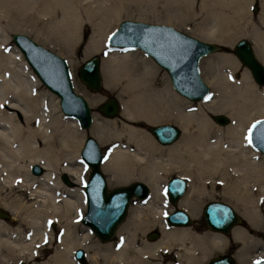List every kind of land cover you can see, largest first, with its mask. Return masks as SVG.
<instances>
[{"label":"bare ground","instance_id":"1","mask_svg":"<svg viewBox=\"0 0 264 264\" xmlns=\"http://www.w3.org/2000/svg\"><path fill=\"white\" fill-rule=\"evenodd\" d=\"M73 1L96 4L95 8L88 7L92 11L88 21L94 33L86 54L108 46L106 28L110 17L119 10L115 0H110L111 5L106 7L101 0H14L10 4L16 2L24 9L48 15L52 21L49 30L36 27V33L55 42L73 58L71 42L78 37L84 23L72 11ZM165 1L181 8L195 2ZM200 1L202 5L209 3V14L215 22L206 32L207 37L218 39L227 35L230 40L233 34L253 31L254 28L250 30V25H246L251 21L249 6L253 0ZM261 2L264 27V0ZM107 9L111 10L109 15L105 13ZM7 24L13 27V22ZM260 32H254L255 50L264 62V36ZM0 38V204L13 215L11 222L0 218V264L10 258L38 262L34 264H80L74 255L77 247L87 251L89 264L99 260L107 264H162L166 254L176 260L169 264H204L211 254L224 250L230 240L241 242L242 249L245 247L250 234L240 224L232 226L228 235L211 228L213 231L187 225L168 227L163 205L168 204L167 193L165 182H161L169 172L187 179L188 187L177 204L191 218H198L205 198L219 194L239 208L252 227L262 222L258 200L264 195V157L249 143L247 124L255 117L264 116V89L253 83L247 69L242 80H237L240 62L236 58L228 54L219 56L220 70L211 78L213 90L198 100L183 96L170 82L161 87L155 67L150 61L139 64L135 53L126 51L131 48L112 47L103 57V64L101 58V73L103 69L107 86L110 81L120 86L122 105L121 118L105 115L112 119H101L92 115V135L99 144L112 145L103 157L101 168L107 173L109 184H125L137 178L151 190L140 205H131L129 217L120 229L127 233L128 242L112 250L110 244L105 246L94 239L89 225L80 221L86 207L83 189L69 188L57 176V172H65L84 185L85 162L79 157L82 142L77 133L78 122L62 113L53 92L47 94L54 107L49 111L39 77L20 51L15 55L10 53L8 32L0 31ZM170 43L171 48L164 47L166 56L178 51L179 42L174 39ZM224 67L230 69L227 75L221 71ZM99 99L96 95L90 102L94 104ZM218 112L228 115L232 122L227 126L215 123L211 115ZM165 122L176 124L182 132L177 140L166 144L154 137L163 147L144 124ZM73 163L77 165L72 166ZM32 164H39L44 172L32 175L29 171ZM253 186L258 188L259 198L251 194ZM52 221L57 222L59 229L50 226ZM156 222L161 238L143 241L130 251V245L137 241V232ZM79 223L85 227L82 232ZM49 251L51 255L45 260L44 255ZM234 257L239 262L248 259L239 251ZM42 260L45 261L39 262Z\"/></svg>","mask_w":264,"mask_h":264},{"label":"water","instance_id":"2","mask_svg":"<svg viewBox=\"0 0 264 264\" xmlns=\"http://www.w3.org/2000/svg\"><path fill=\"white\" fill-rule=\"evenodd\" d=\"M11 36L40 81L57 95L63 113L75 118L82 128H89L92 123L91 109L87 99L74 90L66 59L23 32H14ZM173 38L179 42L177 54L171 53L166 56L164 47L171 48L170 42L174 40ZM108 43L114 47H136L150 55L168 73L173 87L183 96L193 100L205 97L210 91V87L200 74V58L226 48L222 43L199 39L172 25L130 18L119 22L108 37ZM233 52L248 68L254 81L264 85V62L258 56L252 41L246 37L237 39L233 45ZM78 76L90 90H99L102 87L100 55L93 54L85 59L79 65ZM98 109L106 116H114L119 109L118 100L110 96L99 104ZM213 118L220 124L229 122V117L223 113L213 114ZM257 121L264 122V117L253 121L250 129ZM149 130L163 144L174 142L181 134L180 127L171 122L150 125ZM262 132H264V123L252 129L251 143L264 156ZM80 157L90 168L84 186L87 209L81 221L89 225L99 239L108 241L114 236L118 225L126 218L131 199L146 198L150 193V186L142 180H136L128 184L108 187L101 168L103 153L97 139L91 134L86 135L83 140ZM42 168L39 164H33L32 171L40 173ZM62 179L70 185L74 183L65 172L62 174ZM186 185V179L180 175L168 179L165 190L173 205L184 194ZM202 213L209 228L225 233L229 232L232 226L242 222L238 211L230 203L222 200L207 201ZM0 216L9 215L0 209ZM165 219L168 224L175 226L187 225L192 221L189 213L180 207L168 212ZM156 236H158L157 232L149 234L151 238ZM261 238L264 241V225ZM75 256L80 261H85L82 248L75 250ZM257 262L264 264V257L243 264H257ZM17 264L29 263L22 260ZM207 264H236V261L232 255L219 254L212 257Z\"/></svg>","mask_w":264,"mask_h":264},{"label":"rangeland","instance_id":"3","mask_svg":"<svg viewBox=\"0 0 264 264\" xmlns=\"http://www.w3.org/2000/svg\"><path fill=\"white\" fill-rule=\"evenodd\" d=\"M9 1L11 3L14 0H9ZM101 1L105 5V7L111 5L110 0H101ZM261 1L262 0H253L252 1V4L249 6V11H250V14L252 16L251 17V21L252 22L250 21L251 23L248 22V24H246V25H250V30H252L253 28L255 29L257 27H259V30H255L254 31V29H253V31H250L249 33H236V34H233V35H231L230 40L227 39V37H228L227 35L219 36L218 39H211V38L206 36V32L208 31V29L211 28L212 25H214L215 22L213 21V18H211V15L209 14V10H210L209 9L210 8L209 3H206V4L202 5L200 0H195V2L193 3L194 4L193 6H190L189 4L186 3V4H184V6L182 8L178 7L177 5H174L172 3L166 2L165 0H115L114 3L118 6L117 8H119V10L117 11V13L114 14V16L112 15L110 17L109 25L106 28V32H107V36H110L111 32L118 26L120 21H122L123 19L130 18V19H138V20L147 21V22H156V23L169 24V25H172L173 27L179 29L180 31H183L185 33H188V34H191V35H193L195 37H198L199 39L206 40V41H214V42H218V43H222V44L226 45L227 46L226 49L215 51V52H212V53H210L208 55H205V56L201 57V59L199 61L200 73H201L203 79L209 85L210 90L212 92L213 85L211 84V78H212L213 73H215V72L220 70V57H219L220 55L228 54V55L236 58L240 62V69H239V71L236 74L237 80H239V81L242 80L243 72L245 71V69L248 70V68L245 65H243L241 63V61L234 54V52H233V44H234V42L237 39H239L241 37H247V38H250L253 41L254 46H255V39H256L255 37H256V35L254 34V32L258 33V32L261 31L260 32L261 35L264 36V27H263V25L261 23V18H260V14L262 12V2ZM10 3L8 4L6 0H0V31H1V33L8 32L9 51H10V53H13L15 55V54H17L20 51L19 48L14 43V41L12 39V36H11L14 32H23V33L27 34L28 36H30L31 38H33L36 42L42 44L43 46L49 48L52 51L58 53L59 55H61L63 58L66 59V61L68 63V67H69V72H70L73 88L75 89V91L77 93L83 95L87 99L88 104H89L90 109H91V112H92V115L96 116L97 118L99 117L101 119H106V118L107 119H112V118L106 117L104 114H102L99 111L98 106H99V104L102 101H104L106 98H108L110 96L116 97V99L118 100V102L121 105V100L119 98V94L121 92L120 86L116 85L117 83L114 84L113 81H110L111 83L109 84V86H107V84H106L107 79H106L105 75L103 74V69H102V87L99 90H96V91L90 90L81 81V79L78 76L79 65L86 58L90 57L93 54H100L102 56V64H103V57L107 54L108 49L112 48L108 43H106V44H108V46L103 45V49L102 50L93 51V52L90 53V55L86 54L87 44L89 42L90 37L94 33L93 32L94 31V27L88 21L89 16L91 15V12H92V11L89 12L88 7L95 8L96 4L93 3L92 1L91 2H88V1H73L74 4H73L72 11L77 12L81 16V18L83 19L84 23H82V25H81V27L79 29L78 37L75 38L74 40H72V42H71V45L73 46V52H72L73 58H72L66 51L62 50L55 42H50V40H46V39H44V37L42 35H39V34L36 33V30H35L36 27H39V28H41L44 31L45 30H47V31L49 30L50 26L52 25L51 24L52 21H50V18H49L48 15H44L43 16V15L39 14L38 12H36L34 10H29L27 8L24 9L21 6L17 5L16 2L13 5L10 4ZM105 13L107 15H109L111 13V10L107 9ZM61 16H62V14L59 13L58 17H61ZM8 21L13 22V27L12 28L8 27V24H7ZM107 39H108V37H107ZM107 42H108V40H107ZM263 44H264V42H263ZM120 50H122V48H120ZM126 51H131V52L135 53L134 57H135L136 61L139 64L143 65L145 62L150 61V63L155 67V70H156L157 76H158V81H159V84H160L161 87H164L169 82L171 84V81H170V78H169L167 72L164 69H162L160 66H158L155 63V61L151 57L146 55L141 49H139V48H131V49H126ZM21 55H22V53H21ZM26 63H27V61H26ZM30 69H31V67H30ZM229 70H230L229 68L224 67L221 71H222L223 74L227 75ZM248 72H249V70H248ZM33 73H34V71H33ZM249 75H250L253 83L255 85H257L259 87V89H264V85H260V84H258L257 82L254 81V79L251 76L250 72H249ZM37 78H38V76H37ZM40 88L44 90V93H45L44 97H45V100H46V104L48 105L49 111H52V109L54 108L53 105H52V100L47 97V94H49V92H51V91L42 82L40 84ZM211 92H210V94H211ZM54 95L56 96V94H54ZM96 95H98L100 99H99V101L97 103L93 104V103L90 102V99L92 97H95ZM209 95L207 97H209ZM205 99H203V100H205ZM203 100H201V101H203ZM190 101H192V100H190ZM193 102H199V101H193ZM58 105H59V102H58ZM193 106H197V105L194 104ZM59 109L61 110L60 106H59ZM121 110H122V105H121L120 112L118 110L119 113L117 112L116 115H114V116H116L114 118H117V117L121 118L120 117L121 116L120 115L121 114ZM218 113H221V112H218ZM211 117L214 120L213 115H211ZM262 117H264V116L262 115ZM258 118H261V116L255 117V119H258ZM255 119H253L252 121H254ZM229 120H230L229 122L231 123L232 120H231L230 117H229ZM215 123H217V124H219L221 126H227V125L230 124V123L229 124L226 123L227 125L220 124L217 121H215ZM250 124H251V122L249 124H247V128L248 129L250 127ZM149 126H150L149 124H144V128L150 133V135L156 141V143L158 145H160V146L165 147V145H161L154 138V136L152 135V133L149 130ZM191 131H192V129H191ZM77 133H78L82 143H83V140H84L86 135H88V134L92 135L90 127L89 128H82V127L79 126ZM183 136H184V132H183ZM82 143H81V147H82ZM99 145L101 147V150H102L104 156L106 157V152L111 150L112 145H110L108 147H105V146H103L101 144H99ZM167 146H170V145H167ZM258 152L261 153L260 151H258ZM78 153H79V151H78ZM256 158L259 159L260 157L257 156ZM71 165L75 166L77 164L73 163ZM32 166H33V164L29 166V171L31 172L32 175H41L42 174L41 172L44 170V168H42V171L40 172L41 174H39V173H34L32 171ZM89 170H90L89 167L85 164L84 167H83V171H84L83 175H84V180L85 181H86V179L88 177ZM263 171H264V168H263ZM103 172H104V170H103ZM62 174H63V172H61V171L57 172V176H58L59 180L64 185H66L69 188L70 187L74 188L76 190L83 189V192H84V186L82 184L80 185V184L74 182L73 185H69L68 183H66L62 179ZM104 174H105V176H106V178L108 180L107 173L104 172ZM173 175H179V174L178 173H172V172H169L168 174L166 173L165 174V179L162 180L161 182H166L167 179L170 176H173ZM67 176L72 181L74 180L69 174H67ZM136 179L137 178L131 179V180L125 182V184L133 182ZM121 184L124 185V183H121ZM121 184H119V183H117V184H109L108 183V187H114V186L121 185ZM251 194L254 197H256V198L260 197L259 196V192H258V188L255 187V186L252 187ZM210 200H222V201H226V202L230 203L227 199H224L223 197L219 196V194H216V196L211 197V198L210 197L205 198L201 202V207H199V212L200 213L198 212L199 213L198 214V218H193L192 217L191 223L187 224V226H193V227H197V228L201 227V228H205V229H207L209 231H213L206 225L205 220L203 218V213H202L204 204L207 201H210ZM141 201H143V200L137 199V198H134L131 201L130 207H129L127 215H126V218L122 221V223H120L118 225L114 236L110 240L103 241V240L99 239L94 233L93 234L95 235V237L93 236V238L94 239L96 238V240L99 243H101L102 245L105 244V246H106L107 243L110 244V246L112 247V250H116V249L118 250V249L124 247L126 242H128L127 233L121 232L120 229L122 228V226L124 225V223L127 221L128 217H129L131 205H134V204L135 205H140ZM230 204L233 205V203H230ZM163 205L165 206L164 207V219H165V213L170 210L171 204H170V202H168V204L163 203ZM258 206H259V210H260V212H261V214L263 216V220H262L261 223L256 225L257 227L256 226L252 227L248 223V221L245 219V217L243 216L241 210L234 206L235 209L239 212V214L242 215L241 217H243L242 223H239L240 224L239 226H242L243 228H245L250 234V238L246 242L245 247L242 249L241 242L230 240L229 243H228V246L224 250H219V251H216L213 254H211L208 257V259L204 262V264H207L210 261V259L212 257H214L215 255L229 254V255H232L234 257V253H236L238 251L244 253L248 259H246V260H244L242 262H239L234 257L236 262H237V264H242V263H246V262H249V261H252V260H255V259H261L262 258V256H263L262 253L264 251V242H263V240L261 238L262 228H263V224H264V195H263V197L260 200H258ZM177 207H180L179 203L177 204ZM172 208H173V206H172ZM0 209L6 211V213H8V215H9L7 217L0 216V218L5 220V221H8V222L10 221L11 222L10 218H12V216H13L11 214V212L9 210H7L6 208H4L1 204H0ZM85 212H86V207H85L84 213ZM84 213H83V215H84ZM80 221H81V219H80ZM165 223H166V225L168 227H170V225L166 221H165ZM157 224L158 223L156 222L155 224H153V226H149L145 230L137 232V241L135 242V244L130 245L131 246V250L130 251H132V249L134 250L135 246L139 247L142 244L143 241H150L151 242V241L159 240L161 238L162 234H161L160 228H159V226ZM50 226H56L57 229H59L58 228V224H57L56 221H52L50 223ZM171 227H173V226H171ZM78 228H79L80 232L85 230L84 225L80 224V223L78 224ZM151 232H157L158 236L154 237L155 239L149 237V234ZM220 233L225 234V235L229 234L228 232L227 233L220 232ZM77 248H79V247H77ZM75 250H74V255H75ZM50 255H51L50 251L46 252L45 255H44V257L46 258L45 260H47L50 257ZM85 255H87V251H85ZM22 260L23 261H27L29 264L38 263V262L32 261V260L28 261V260H25V259L10 258L7 261L5 260L4 264H17L19 261H22ZM45 260H42V261H39V262H43ZM151 260H149V261H151ZM77 261L80 264H89L87 259L84 262H81L78 259H77ZM163 261H162V264H169L170 262L176 263V260H175L174 256H172L171 254H166L165 255V259ZM98 262H103V261L99 260L96 263H98ZM147 263L149 264V263H153V262H147Z\"/></svg>","mask_w":264,"mask_h":264},{"label":"snow or ice","instance_id":"4","mask_svg":"<svg viewBox=\"0 0 264 264\" xmlns=\"http://www.w3.org/2000/svg\"><path fill=\"white\" fill-rule=\"evenodd\" d=\"M261 123H264V122L257 121L256 124H253V125H252V128L249 129V134H248V137H247L249 143L252 142V129L256 128L257 125H259V124H261ZM262 137H264V132H262ZM257 264H259V262H257Z\"/></svg>","mask_w":264,"mask_h":264}]
</instances>
